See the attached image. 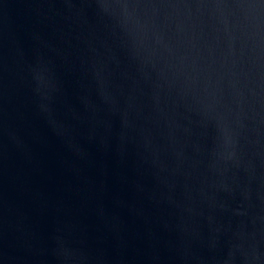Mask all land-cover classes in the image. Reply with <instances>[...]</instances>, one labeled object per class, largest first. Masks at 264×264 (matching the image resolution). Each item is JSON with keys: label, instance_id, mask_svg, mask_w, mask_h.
Wrapping results in <instances>:
<instances>
[{"label": "water", "instance_id": "95a60500", "mask_svg": "<svg viewBox=\"0 0 264 264\" xmlns=\"http://www.w3.org/2000/svg\"><path fill=\"white\" fill-rule=\"evenodd\" d=\"M263 12L264 0H0V264H86Z\"/></svg>", "mask_w": 264, "mask_h": 264}]
</instances>
